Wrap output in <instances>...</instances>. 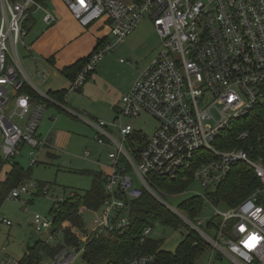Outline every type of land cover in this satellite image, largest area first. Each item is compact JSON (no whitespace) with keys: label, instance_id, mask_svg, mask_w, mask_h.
Instances as JSON below:
<instances>
[{"label":"built area","instance_id":"built-area-1","mask_svg":"<svg viewBox=\"0 0 264 264\" xmlns=\"http://www.w3.org/2000/svg\"><path fill=\"white\" fill-rule=\"evenodd\" d=\"M61 1L82 27L104 17L105 23H111V38L97 43L67 91L79 89L101 58L123 43L145 14L160 38L161 49L122 95L113 117L107 122H90L97 141L112 147L108 152L110 164L102 176L105 197L101 205L79 209L80 213L87 209L96 212L92 230L73 226L77 243L67 244L65 225L55 223L53 216L33 215L34 230L48 231L46 242L61 236L55 243L60 250L49 257V263L41 264H74L92 238L123 234L132 226L127 200L147 191L165 203L163 196L169 194L158 188L156 180L183 174L186 179L185 174L191 172L193 180L208 192L224 181L237 163L253 170L258 186L224 211L211 205L219 218L214 226L206 225L212 218L200 214L190 218L174 211L189 225L187 233H194L193 244L229 257L232 264H264V129L253 139L256 145L250 143L245 148L231 147L233 142L222 138L235 122L264 106V0ZM46 3L0 0V158L11 166L23 146L30 148L29 164L34 166L37 154L49 144L51 136L37 133L45 102L74 115V110H65L64 104L33 86L18 55L19 44L30 49L24 39L28 33L24 23L30 15L41 12L46 26L56 22ZM39 75L46 76L43 72ZM25 84L39 99L21 92ZM144 113L158 124L150 137L122 121L123 117L137 118ZM248 137L244 130L236 139ZM28 187L22 181L8 197L16 200L28 192ZM41 193H46L44 188ZM0 224L12 223L0 215ZM151 232L150 226L140 231V244L146 243ZM0 264H5L4 259L0 258ZM124 264L160 263L152 253L132 252Z\"/></svg>","mask_w":264,"mask_h":264},{"label":"rangeland","instance_id":"rangeland-1","mask_svg":"<svg viewBox=\"0 0 264 264\" xmlns=\"http://www.w3.org/2000/svg\"><path fill=\"white\" fill-rule=\"evenodd\" d=\"M122 1L128 3L132 0ZM102 20L104 21L100 30L95 31L96 27L92 26V28L84 29L82 34L76 37L77 44L81 45L82 40H85L87 47L91 49L96 37L104 35L110 39L111 37L107 35L111 23L105 25V18ZM24 26L26 29H31L30 33L24 37L27 44H30L38 35L40 38L48 28L44 29L45 25L41 21L40 13L30 15ZM58 36H60L59 33ZM160 49V38L149 16L145 14L125 41L101 58L79 89L67 91L65 103L62 104L65 110L67 108L74 110V115L53 105L46 106L37 133L43 137L51 136V139L49 144L37 154L38 163L32 166L29 176L23 180L29 186L28 192L21 193L16 200L9 198L7 193L0 204V215L12 223L11 226L0 224V249L4 247L0 258L4 259L5 264L18 261L27 247L34 246L36 242L46 238L47 230L38 233L34 230L32 225L34 214L45 218L51 217L50 209L57 205L56 200L67 197L71 192L83 193L91 187L95 174L103 176L106 173L107 166L110 164L108 152L112 147L97 141L95 130L90 122L98 120L107 122L113 117L122 95L128 90L137 74L153 61ZM17 50L24 71L41 91L54 87L60 88L66 84V78L53 68L54 66L47 67L50 68V72L42 82L38 74L47 70L45 69L46 56L39 54L35 49L29 51L21 44L17 46ZM247 119L249 118L241 119L237 124H244ZM122 121L132 124L136 131L148 137L153 134L158 125L157 121L147 113L137 118L123 117ZM29 150V147L23 146L20 154L14 158L24 171H28L30 167ZM34 155H36L35 152ZM10 167L8 161L0 158V183ZM81 171L87 172L81 173ZM42 188L45 189V194L39 191ZM216 188L217 185H213L208 192H213ZM196 195L204 197H202L204 202L200 217L214 218V221L218 222L219 218L214 215L215 211L211 205H215L220 211L229 207L221 201L215 202L196 180L181 193L163 196L165 203L158 201L163 208V216L169 217L175 224H165L159 216L149 224L152 228L150 238L161 241L159 249L172 253L176 251L190 228L174 209L185 214L180 203ZM95 216L96 212L90 209L80 213L84 230H92ZM57 240H61V236L51 240L50 244L57 243ZM49 262V257H43V263ZM74 264H82L80 257ZM191 264L232 263L229 257L217 256L216 253L212 254L210 249L205 248Z\"/></svg>","mask_w":264,"mask_h":264},{"label":"trees","instance_id":"trees-1","mask_svg":"<svg viewBox=\"0 0 264 264\" xmlns=\"http://www.w3.org/2000/svg\"><path fill=\"white\" fill-rule=\"evenodd\" d=\"M88 55L68 66H64L60 73L71 82L87 60ZM21 92L39 99V96L27 84L24 85ZM46 93L55 101L65 103L67 88L56 91L48 90ZM45 103L46 106L51 105L48 102ZM248 118L246 123L237 124V122L239 123L237 121L231 129L222 133L223 139H226L227 142H233L231 147L234 145V147L245 148L250 143L256 145L253 143V139L264 129V106L254 108ZM244 130L249 132V137L247 139H236L238 134ZM31 168L32 166L29 167L28 171H24L17 162L12 164L4 180L0 183V204L3 196L29 176ZM85 172L87 171H81V173ZM183 175L175 179L156 180L158 188L169 195L183 192L194 181L191 172L185 174L186 179ZM102 180L101 175L95 174L92 185L88 190L83 193L71 192L67 197L61 198L62 200L58 203L56 202L57 205L50 209V214L53 216L55 223L65 225L63 231L65 243H77L72 227L82 228L79 209L82 206L97 209L101 205L105 197ZM257 186L258 180L253 170L243 163H237L231 167L226 179L217 185L215 191L207 192V195L213 197L215 202L219 203L221 201L228 206H234L249 196ZM41 190L39 191L41 192ZM203 202L204 199L196 195L183 200L180 205L185 213L193 218L202 212ZM126 205L132 226L123 234L114 233L113 238L101 235L92 238L86 243L80 255L82 264H124V259L132 252L152 253L160 264H191L193 259L205 249L202 244H193L195 240L193 232L186 234L174 253L159 249L161 244L159 240L149 238L146 243L140 244V231L149 226L157 216L161 217V221L168 225H172L173 221L169 217L163 216V208L147 191H143L142 195L136 199L127 200ZM215 223L216 221L212 218L207 221L206 225L211 227ZM60 248L61 246L58 244H50L45 240L38 241L34 246L27 247L23 256L18 260V264H41L43 257L53 256Z\"/></svg>","mask_w":264,"mask_h":264},{"label":"crops","instance_id":"crops-1","mask_svg":"<svg viewBox=\"0 0 264 264\" xmlns=\"http://www.w3.org/2000/svg\"><path fill=\"white\" fill-rule=\"evenodd\" d=\"M46 2L49 10L56 16V22L51 26H46L44 24L45 25V27L43 26L44 29L48 27L45 30L46 32H44L40 36V38L39 35L36 36V38L32 40L29 44L30 45L29 51L30 50L33 51L35 49V51L38 52L39 54L46 56L45 61L47 66L45 69L47 70L42 71L46 76L45 78L39 76L42 82L47 78L49 74L48 72H50V68L47 67L54 66L53 68H55L58 72H60V70L64 66H68L73 62L83 57H86L96 47L97 43L100 40L106 38L104 37V35L103 36L100 35L96 37V41L91 49L89 48V46L87 47V43H85L86 42L85 40H82V44L78 45L76 37L79 36V34H82V31L84 29L90 28L91 26L96 27L95 31L100 30L101 29L100 27H102L103 25L102 21H104L102 19H104L105 17L92 23L90 26L82 27L73 17V15L69 12L67 7L63 4L61 0H46ZM37 13L41 14V21H42V13L41 12H37ZM105 25L108 24L105 23ZM30 30L27 29L28 31L27 35L30 33ZM58 33L60 36H58ZM42 36H45V38H42ZM47 58H49V60ZM32 84L37 88L38 91L47 92L48 90L56 91V90L68 88L70 84V80L66 79V84H64L63 87L48 88L46 91H41L33 82ZM57 108L61 109L58 106Z\"/></svg>","mask_w":264,"mask_h":264}]
</instances>
